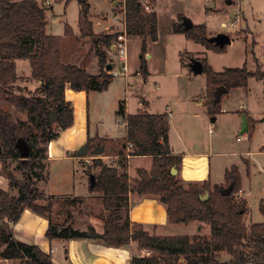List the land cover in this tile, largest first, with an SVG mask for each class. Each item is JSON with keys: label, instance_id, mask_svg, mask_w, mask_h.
<instances>
[{"label": "trees", "instance_id": "16d2710c", "mask_svg": "<svg viewBox=\"0 0 264 264\" xmlns=\"http://www.w3.org/2000/svg\"><path fill=\"white\" fill-rule=\"evenodd\" d=\"M69 1V0H67ZM154 7V0H150ZM79 32L65 24L63 35L47 32V7L43 0H0V171L7 179L9 187L17 190L16 195L8 194L0 187V258L18 260L20 264H55L51 254L43 252L34 244H27L15 238L13 225L20 219L24 209L48 219L45 236L54 240L88 239L107 246H124L133 241L139 250L128 264H264V222L245 223L247 202L237 193L241 187L238 168L224 172L225 185H212L209 180H184L170 173V168H178L180 156L171 154L167 144L168 119L166 113H127L124 100L119 102L117 115L124 123L125 136L118 150L116 164L104 163L101 158L92 160L87 174L94 176L91 192L102 197L103 219L101 232L92 225L78 229L66 220H54V200L62 205H73L81 198H44L37 183L44 180L42 162L47 158V144L56 139L60 131L73 124V107L64 96L66 85L73 91L105 90L113 79L105 70L108 51L118 32L95 33L88 18L87 0H78ZM123 24L127 36H139L142 40L139 56V73L148 74L145 60L146 40L158 38L157 14L155 9H144L140 0L122 2ZM183 15L173 24V32L184 33L187 38L203 45L222 50L205 36V26L193 25L185 29ZM86 41L90 47L84 51ZM97 58L98 73H89V54ZM26 59L30 66L28 76L17 72L16 61ZM203 72L207 76V110L214 113L218 101L214 90L223 85L229 88L245 87L250 77L261 79V75L246 66L228 67L214 71L206 61ZM35 80L37 86L31 90L22 87L18 81ZM9 104L15 110L26 114L25 120L14 119L11 112L1 107ZM50 112L55 114L52 122ZM21 138L27 144L28 153L22 156L16 147ZM98 137H88L86 147L91 148L101 141ZM128 144L132 145L126 153ZM152 157L150 169H138L137 177L127 174L128 156ZM97 168V171L92 172ZM232 185L227 195L221 190ZM156 198L165 205L168 221L173 224L195 222L205 225L207 236H189L186 233L160 235L152 226L134 222L129 216V193ZM204 193L208 194L202 199ZM54 197V198H53ZM46 200L44 204L39 200ZM61 210V211H60ZM56 211L62 212V207ZM264 215V200L259 203ZM141 251V253H140ZM225 252L228 259L220 254Z\"/></svg>", "mask_w": 264, "mask_h": 264}, {"label": "rangeland", "instance_id": "374dc122", "mask_svg": "<svg viewBox=\"0 0 264 264\" xmlns=\"http://www.w3.org/2000/svg\"><path fill=\"white\" fill-rule=\"evenodd\" d=\"M43 1L48 8L46 29L49 34H63L65 23L76 33L79 32L78 0ZM111 1L87 0L95 32L102 33L108 29L118 32L123 29L122 15H118L123 0H117V14L112 10L115 5ZM151 8L157 14L158 38L156 41L146 40V54H150L149 57L144 56L149 71L148 80L139 73L142 46L139 36H128L126 41L127 74L130 83L135 85L133 89L126 88L127 78L120 72L122 62L118 60L116 51L110 49L108 60L113 62V70L119 73L112 77L105 90L88 92V124L91 137L120 138L125 135L123 121L115 112L119 102L123 100L126 112L137 113L144 108L153 113H166L169 116L170 144L176 149L185 148L208 154L210 183L213 185L223 182L225 170L235 165L241 177V192L237 193L246 200L249 211L244 217L245 223L249 225L251 222H264V215L259 210V203L264 200V0H154V7L152 5ZM179 15L187 18L192 25H204L207 38L223 33L230 37L231 43L217 51L213 44L203 45L187 38L184 33H174L173 24L178 22ZM113 17L116 19L113 20ZM84 45V51H87L90 45L87 41ZM89 55L95 57L94 52ZM194 59L206 61L214 71L246 66L248 70L260 74L261 79L250 77L245 87L229 88L218 100L215 106L217 110L210 113L207 110V76L204 72H192L190 64ZM17 63L18 74L24 67L29 72L28 61ZM93 70L95 69L91 68V74ZM18 84L31 90L37 86L33 80L28 84L26 81H18ZM145 99L148 103L142 107L140 102ZM1 107L9 110L14 119L26 118L24 112L15 110L9 104L2 103ZM243 116L248 127L245 132H242L241 126ZM98 142L107 144L110 148L108 152H111L112 147L114 150L120 147L122 139H117V143L106 140ZM85 159L91 166L93 159ZM113 159L101 160L112 165ZM42 164L43 175L46 177V159ZM95 171L97 168L92 172ZM76 173V176L83 175L89 183L86 165L78 163ZM51 181L54 188L61 184L54 175ZM76 182L77 187L79 183ZM13 192L16 191L12 189L8 194ZM40 193L44 198L50 195ZM78 198L81 199L73 205L64 206H61L62 200L53 199L54 220L62 222L65 218L66 224L72 223L78 229H85L87 225H92L95 229L101 228L102 197L96 192L94 197ZM45 202V199L38 201L41 204ZM61 207L63 213L58 216L56 211ZM147 228L152 230V226L147 225ZM153 230L160 235L186 233L193 237L207 236L210 228L190 222L179 228L154 227ZM220 257L223 260L228 259L225 252ZM0 264L20 263L18 260L0 258Z\"/></svg>", "mask_w": 264, "mask_h": 264}, {"label": "crops", "instance_id": "0c3cea01", "mask_svg": "<svg viewBox=\"0 0 264 264\" xmlns=\"http://www.w3.org/2000/svg\"><path fill=\"white\" fill-rule=\"evenodd\" d=\"M111 4L115 5V7L112 10H114V13L117 14L115 8L116 6L119 5L118 1L112 0ZM89 9H90V4H89ZM122 9H123V5L121 3L120 13L118 15H122V19L124 20V13ZM88 18L92 22V28H93L94 21L91 18L90 11L88 13ZM112 19L115 20L116 18L115 19L112 18ZM123 20H122V24H123ZM96 23H100V22L96 21ZM102 32L108 33L115 31L113 29H108ZM95 33H101V32H95ZM110 49L108 51V56L110 53ZM146 56L149 57L150 54L145 53V57ZM89 57H88L89 64L87 66L88 72L90 73L91 72L90 70L92 68L95 69L93 70V73H98L99 65L97 58H95L96 56L94 57L93 55H89ZM24 60H17L15 62L16 67L18 65L17 63L18 61H24ZM90 63L92 64L90 65ZM110 63H111V67H113L112 64L113 62ZM28 74L29 72L26 71V68L24 67V69L22 68V70L20 71L19 75L24 77V76H28ZM148 75H149V71L148 74L144 77L146 81L148 80ZM126 78H127L126 88L130 87L131 89H133L132 87H134L135 85L132 82L130 83L128 79V74L126 75ZM25 81L26 84H28L32 80L26 79ZM35 83L36 85L38 84L37 81H35ZM88 92L90 91H84V90L73 91L72 89L69 88L68 85H66L64 89V96L66 100H69L72 103L73 124L61 130L59 136L56 139L51 140L47 144L46 162L48 165V173L44 180H39L37 183V187L39 191L42 192L43 194L44 193L50 194L53 195L55 198H63V197L78 198L79 196L94 197L96 192L94 193L89 190L90 181L88 183V181L85 180L83 175L76 176L78 163H83L88 168L90 164H88V160L85 158L93 159L94 157H99L102 160L114 158L112 160V163L116 164V161L119 157L117 153L118 150L122 147L121 144H119L120 146L119 148H116L114 150V147H112L111 152H108L110 148L107 144H105L104 142L103 144H99V142H96L93 149L87 147L86 153L84 154L81 153V150H83V148L86 145L87 138L91 137L89 124H88L89 122ZM147 103L148 102L146 99L145 101L140 102L142 107H144V105L146 106ZM124 111L126 112L125 102H124ZM144 112L153 113L147 111L144 108H141V111L137 113H144ZM127 113L130 112L127 111L126 114ZM154 114H159V113H154ZM167 119H168V128L170 130L168 115H167ZM124 136L120 138L118 137L106 138L103 136L101 137L97 136V137L99 139H102L101 141L106 140V142L117 143V139H122L123 141ZM167 144L169 145L172 155L178 157L180 156L181 162L179 164V167L176 168V172H175V175L178 178H182L184 180H191V181H197V180L210 181L211 178L210 160L208 154L199 151L193 152L185 148L176 149L173 145L170 144L169 131L167 133ZM96 145L103 147V152L99 155L94 153V150L97 147ZM129 149L130 147L128 146L126 149V153H128ZM151 159L152 157L150 155L128 156L127 169H126L128 176L130 178H134L137 177L138 169H145V170L150 169L152 165ZM53 175L55 176V178H57L59 183H61L57 188H54L52 185L51 180H53ZM76 181H78L79 183L77 187L75 186L77 183ZM221 183H224V181L220 182L219 184L217 183V185H220ZM0 187L7 192H9L10 190L12 191L13 189L16 192L10 194L12 195L17 194V190L15 188L9 187V183L7 182V179L2 174H0ZM128 197H129L128 213L132 221L142 223L146 225V227L147 225L155 226L156 229L179 228L181 227V225H183V223L181 224L170 223L168 221V214L166 213L165 205L161 204L156 198L151 196L139 195L135 192H130ZM62 213L63 211L59 213L58 216H61ZM20 216H21L20 219L12 227V232L14 233L15 238L27 244H34L37 247H39V249L42 250L43 252L50 253L55 264H128L132 255L134 253H139V250L134 245L135 243L133 241H130L129 244L118 247L107 246L102 244L101 242L92 241L88 239H79V240L62 239V240H54L52 242H49V240L45 236V230L48 226V219L46 217L36 214L35 212L31 211L29 208L24 209ZM63 220H65V218H63ZM95 230L101 232L102 227L98 229L96 228Z\"/></svg>", "mask_w": 264, "mask_h": 264}, {"label": "water", "instance_id": "95a60500", "mask_svg": "<svg viewBox=\"0 0 264 264\" xmlns=\"http://www.w3.org/2000/svg\"><path fill=\"white\" fill-rule=\"evenodd\" d=\"M182 23H183L184 28L186 30L190 29L193 26L192 23L185 17H184ZM208 42H213V43H215L216 45H218L220 47H224L227 44L231 43L230 37L228 35H226V34H223V33H218L215 36H211L210 38H208ZM110 68H111V63L109 62L105 66V70L109 71ZM190 68H191L193 73H201V72H203V64L198 59H194V60L191 61ZM227 91H228V89L225 86H223V85L217 86L215 88V90H214V92H215L214 93V95H215L214 100L218 101L224 93H227ZM50 114H51L50 119L53 122L54 119H55V114L53 112H50ZM241 126H242V132L247 131L245 116H243V123H242ZM15 145H16L17 148H19L21 155L22 156H26V154L28 153V148H27V144L24 142V140L19 138ZM96 146L97 147L95 148L94 153L99 155V154H101L103 152V147H101L99 145H96ZM86 150H87V147L85 145L83 150H81V153H83V154L86 153ZM175 172H176V168L174 166L171 167L170 168V173L171 174H175ZM89 181H90V185H93L94 182H95L94 176L92 174L89 175ZM231 188H232V185H229L228 187L222 189L221 190V194H223V195L229 194L230 191H231ZM207 197H208V194L204 193L203 196H202V199H206ZM197 229H198V227H197Z\"/></svg>", "mask_w": 264, "mask_h": 264}, {"label": "built area", "instance_id": "2783aa9c", "mask_svg": "<svg viewBox=\"0 0 264 264\" xmlns=\"http://www.w3.org/2000/svg\"><path fill=\"white\" fill-rule=\"evenodd\" d=\"M124 1V0H123ZM122 1V2H123ZM141 3L143 4L144 6V9L146 10H149V8L152 7V5L150 4V0H140ZM43 3H45V1H43ZM114 19L116 17H113ZM123 29L121 31H118V34L116 36V39L112 42V45H111V49L115 50L116 51V56L118 57V60L121 63V68H122V71L120 72H123V74L127 75V44H126V41H127V34H126V29L124 27V24H123ZM111 73L112 76H116L119 71L117 70H113V67H111L109 69V71ZM129 147H131L132 145L128 144ZM241 192V189L238 190V193Z\"/></svg>", "mask_w": 264, "mask_h": 264}]
</instances>
